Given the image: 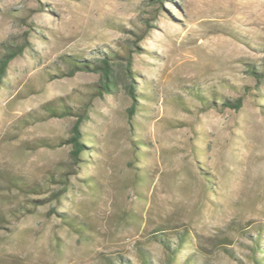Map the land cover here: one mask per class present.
<instances>
[{"label":"rangeland","instance_id":"obj_1","mask_svg":"<svg viewBox=\"0 0 264 264\" xmlns=\"http://www.w3.org/2000/svg\"><path fill=\"white\" fill-rule=\"evenodd\" d=\"M17 48L0 88V264H165L181 233L177 264H254L257 236L264 259V0H0V58ZM104 59L110 92L80 68ZM48 105L87 112L79 164L77 117Z\"/></svg>","mask_w":264,"mask_h":264},{"label":"trees","instance_id":"obj_2","mask_svg":"<svg viewBox=\"0 0 264 264\" xmlns=\"http://www.w3.org/2000/svg\"><path fill=\"white\" fill-rule=\"evenodd\" d=\"M158 1V0H156ZM21 55L20 48H17V51L8 52L3 54V56L0 58V88L3 85V81L6 77V73L9 67V64L18 56ZM113 57H118V54L114 53ZM83 70L94 72V73H101V83L100 88L104 92H110L111 91V85H112V67L108 63L106 59L99 60L98 62H94L92 64H83L81 67ZM128 73H130L129 70H127ZM256 77H258L256 72H251ZM72 74V72L70 73ZM264 75V74H263ZM135 90L131 86L129 89V95L133 97L134 99V93ZM223 107H228L231 109L238 110L241 107V99L234 100L233 102L224 101L222 103ZM46 111L51 114V117H65V116H75L77 117V120L75 121L74 125L71 128L70 131V137L66 141L68 144L71 145V151H70V158L73 164H79L80 158L84 154L83 151L85 150V145L83 144L84 140L82 139V133H81V125L88 119L87 112L85 110L81 111L80 113H73V111L68 107H61L60 109H56L50 105H48L46 108ZM136 111L134 105H131L129 109L130 115ZM42 146H45L44 143H42ZM7 184L11 185L13 188H16L18 190H21L22 192L28 193V194H39L40 187L38 184L34 183H27L25 180H23L20 177H9L7 179ZM58 184L65 186L66 181L64 179H59ZM64 188V187H63ZM0 215V219H1ZM76 232L78 234H82L83 231L81 229L75 228ZM176 237V246L174 248L165 245L164 249L166 251L167 255V263L165 264H177V254L180 252L182 246L188 242L187 235L184 233L181 234H175ZM225 242V241H224ZM222 244L227 243H221ZM261 250L259 249V238L257 236V239L254 240V252L252 255V262L254 264H264V259L262 257H259ZM194 255H190L187 257L185 262L183 264H195V260L193 259ZM142 264H149L147 262V259L142 255Z\"/></svg>","mask_w":264,"mask_h":264}]
</instances>
